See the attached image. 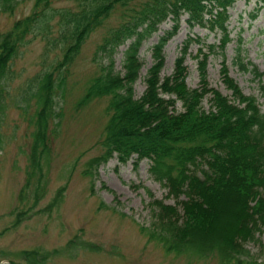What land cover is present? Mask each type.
Wrapping results in <instances>:
<instances>
[{
  "label": "trees",
  "instance_id": "trees-1",
  "mask_svg": "<svg viewBox=\"0 0 264 264\" xmlns=\"http://www.w3.org/2000/svg\"><path fill=\"white\" fill-rule=\"evenodd\" d=\"M18 1L0 0V11L12 13ZM58 1L66 4L56 5ZM235 2L33 0L28 14L0 31V113L8 95V75L21 49L38 36L49 50L56 51L50 69L35 74L21 95L32 113L24 182L18 193V200L25 206L17 212V223L47 192L52 133L60 116L55 109V88L64 83L62 70L74 62L87 38L115 17L95 47L92 60L98 72L79 100L83 105L107 98V120L98 142L101 152L86 161L83 174L94 177L97 168L113 156L119 163L131 158L135 163L148 159L149 172L166 187L167 197L174 204L151 201V223L140 226L141 232L168 253L200 257L217 253L222 264L240 262L245 244L264 225V109L228 75L224 59L221 79L230 95L211 87L206 76L208 53L217 52L216 45L223 51L231 40L229 8ZM259 3L264 6V0ZM183 15L189 28L198 25L221 33L218 44L208 45V53L200 49L195 55L199 73L196 87L186 84L184 61L192 42L201 41L197 37L188 36L183 41L172 72L160 75L164 46L176 34ZM169 19L171 28L152 45L145 88L136 97L134 83L142 66L139 49ZM124 44L119 71L115 69V55ZM239 53L238 47L235 63L242 71H251L264 94V72L250 62L244 63ZM207 96L210 105L204 110L201 104ZM177 102L181 104L179 111ZM62 188L45 210L57 202ZM67 244L71 245L69 249H99L79 237ZM66 251V244L50 251L22 249L19 259H0V264H45L50 257Z\"/></svg>",
  "mask_w": 264,
  "mask_h": 264
},
{
  "label": "rangeland",
  "instance_id": "rangeland-1",
  "mask_svg": "<svg viewBox=\"0 0 264 264\" xmlns=\"http://www.w3.org/2000/svg\"><path fill=\"white\" fill-rule=\"evenodd\" d=\"M32 4L33 0H19L12 13L0 11V31L7 30L14 20L28 14ZM229 16L231 40L223 51L220 52L216 45L217 52L208 53V45L218 44L221 33L198 25L189 28L186 15H183L176 34L164 46L165 58L160 75L164 77L172 72L183 41L188 36L197 37L201 41L192 42L184 61L187 86L196 87L199 83L195 55L201 49L208 53L206 76L211 87L230 95L221 79V61L224 59L228 75L243 93L254 96L263 110L264 94L258 80L253 78L251 71L239 69L235 55L239 47L242 61L250 62L264 72V6L259 0H236L229 8ZM115 21L114 17L93 32L74 62L62 70L64 83L55 88V109L60 116L52 133L47 192L18 223L17 212L25 206L18 200V193L24 182L32 113L30 106L25 107L26 100L21 95L35 74L50 69L56 51L49 50L50 46L47 47L37 36L21 49L12 63L7 82L8 95L0 113V259L17 260L22 249L50 251L66 244L68 251L50 257L45 264H222L217 253L201 257L194 253H168L141 232L140 226L151 223V201L157 199L174 204V200L167 197L166 187L149 172L148 159L135 163V158H131L126 163H119L113 156L97 168L93 179L83 174L86 161L101 152L98 142L107 120V98L93 99L83 105H79V100L90 78L98 72L92 60L95 47L105 28ZM171 26L170 19L161 23L139 49L142 66L134 83L136 97L145 88L144 77L152 63V45ZM126 45H121L115 55L116 70H122V51ZM209 105L207 96L201 106L208 110ZM176 109L181 110L180 102H177ZM63 186L57 202L49 204L52 206L45 210ZM75 237L97 245L99 249H69L71 245L67 243ZM245 248L240 262L233 264H264V225Z\"/></svg>",
  "mask_w": 264,
  "mask_h": 264
}]
</instances>
